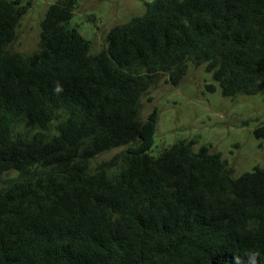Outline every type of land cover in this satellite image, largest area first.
I'll return each instance as SVG.
<instances>
[{
	"label": "trees",
	"instance_id": "trees-1",
	"mask_svg": "<svg viewBox=\"0 0 264 264\" xmlns=\"http://www.w3.org/2000/svg\"><path fill=\"white\" fill-rule=\"evenodd\" d=\"M29 6L0 0V264H264V167L235 177L195 140L154 156L158 110L141 117L158 77L191 64L224 96L264 95V0L147 1L98 53L73 0L49 5L38 50H12ZM121 146V165L90 169Z\"/></svg>",
	"mask_w": 264,
	"mask_h": 264
},
{
	"label": "rangeland",
	"instance_id": "rangeland-1",
	"mask_svg": "<svg viewBox=\"0 0 264 264\" xmlns=\"http://www.w3.org/2000/svg\"><path fill=\"white\" fill-rule=\"evenodd\" d=\"M30 2L17 29V37L10 44L14 51L32 53L39 49L41 21L50 4L63 0H22ZM151 0H73L70 25L91 42L92 53L107 47L106 37L116 24L144 14L146 2ZM215 85L210 90L208 85ZM158 110L154 144L149 153L158 156L165 148L182 140H195L193 149L208 146L219 152L237 177L255 166L264 167V137H257L255 129L264 124V95L224 96L218 81L205 66L190 65L187 75L178 85L168 81L166 74L142 98L141 117ZM56 123L48 130L56 132ZM37 130L22 122L15 126V135L28 136ZM126 146L96 155L90 169L96 170L106 161L119 155L123 163ZM113 168V167H112ZM120 170L119 168L114 171Z\"/></svg>",
	"mask_w": 264,
	"mask_h": 264
},
{
	"label": "clouds",
	"instance_id": "clouds-1",
	"mask_svg": "<svg viewBox=\"0 0 264 264\" xmlns=\"http://www.w3.org/2000/svg\"><path fill=\"white\" fill-rule=\"evenodd\" d=\"M54 91H55L56 93H60V92L62 91V87H61V85L57 84V85L55 86Z\"/></svg>",
	"mask_w": 264,
	"mask_h": 264
}]
</instances>
